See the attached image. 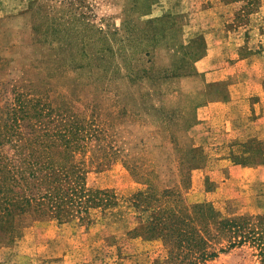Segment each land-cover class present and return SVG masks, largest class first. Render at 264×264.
Wrapping results in <instances>:
<instances>
[{
  "label": "rangeland",
  "instance_id": "1",
  "mask_svg": "<svg viewBox=\"0 0 264 264\" xmlns=\"http://www.w3.org/2000/svg\"><path fill=\"white\" fill-rule=\"evenodd\" d=\"M64 1L77 7L69 25L78 26L77 12L84 11L104 31L107 47H115L111 31L122 20L133 23L169 14L174 22L170 29L157 31L163 33L161 39L151 36L148 40L149 54L142 59L145 66H152L148 76L116 77L103 86L92 66L89 71L78 70V36L52 30L66 25ZM244 1L154 0L148 13L137 18L127 10L129 0H0V56L7 58L0 66V79L15 81L35 60H51L60 76L53 77L57 81L54 90L92 115L104 118L111 112L113 144L136 159L142 170L150 171L159 190L178 188L188 205L210 201L221 216L243 214L241 205L252 193L237 197L217 186L228 161L221 159V152L226 151L211 144L213 135L204 133L218 120L208 115L202 78L222 74L239 83L248 79L246 74L264 71V0L253 6ZM244 6L251 12L234 18L236 12L243 13L240 8ZM34 25L39 32H34ZM46 27L52 31L42 33ZM97 45L95 40L90 46L95 49ZM66 46H70L68 53ZM66 82H72L71 88L63 85ZM189 147L202 151L199 168L187 165ZM184 172L186 185L182 187ZM85 180L88 187L112 190L118 205L105 213L90 208V223L85 228L76 220L57 224L55 220L24 223V218L17 219L13 241L0 244V264H164L166 251L160 238L142 239L129 232L150 216L148 207L138 211L126 201L143 185L131 178L120 161L99 171L90 167ZM224 247V242L216 244V255L205 264H259L255 249L248 244L217 249Z\"/></svg>",
  "mask_w": 264,
  "mask_h": 264
},
{
  "label": "trees",
  "instance_id": "2",
  "mask_svg": "<svg viewBox=\"0 0 264 264\" xmlns=\"http://www.w3.org/2000/svg\"><path fill=\"white\" fill-rule=\"evenodd\" d=\"M153 1L129 0L127 10H132L138 18L148 13ZM64 2L66 25L52 30L59 35L78 36V70L89 71L92 66L93 74L101 76V85L105 83L103 86L116 77L148 76L152 66L142 63L143 57L149 54L148 40L151 36L161 39L163 33L157 31L164 32L174 24L169 14L139 18L133 23L122 20L119 27L111 31L115 47H107L104 31L96 28L84 11L77 12L78 26L69 25L77 7L73 2ZM257 3L258 0L244 1L246 6ZM240 9L243 13L236 12L234 18L252 10L245 6ZM165 23L167 26H162ZM36 26L33 29L37 33L40 29ZM52 30L46 27L42 33ZM95 40L98 45L93 49L90 45ZM66 47L68 53L70 46ZM106 50L110 54H106ZM6 61L7 58L0 56V66ZM50 61L35 60L15 81L0 79L1 245L13 241L17 234L16 220L20 218H24V223L55 220L57 224H64L76 220L85 228L90 223V208L105 213L116 207L113 191L88 187L85 176L90 167L99 171L120 161L131 178L143 185L129 195L127 204L138 211L150 209L149 219L140 220L129 232L142 239L160 238L166 251L164 264H205L206 259L216 255V244L222 242L225 247L217 248L220 251L248 244L255 249L259 264H264V213L226 212L221 216L210 201L188 205L183 202L178 188L159 190L154 184V175L142 170L136 159L128 158L113 144L111 112L104 118L100 114L92 115L54 90L57 81L53 77L60 76ZM69 83L72 85V82L63 85L71 88ZM76 85L78 82L73 86ZM189 150L188 167L199 168L204 158L201 149L189 147ZM231 160L246 162L235 156ZM185 178L184 172L182 187L186 185Z\"/></svg>",
  "mask_w": 264,
  "mask_h": 264
},
{
  "label": "crops",
  "instance_id": "3",
  "mask_svg": "<svg viewBox=\"0 0 264 264\" xmlns=\"http://www.w3.org/2000/svg\"><path fill=\"white\" fill-rule=\"evenodd\" d=\"M246 75L248 79L239 83L222 74L202 78L208 115L218 120L204 133L213 135L215 141L211 144L226 151L221 152V159L228 162L223 168V180L217 182L218 189L237 197L252 193L241 211L254 215L264 213V71ZM229 151L246 162L230 161ZM251 183L259 186L252 187Z\"/></svg>",
  "mask_w": 264,
  "mask_h": 264
}]
</instances>
